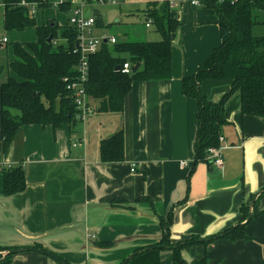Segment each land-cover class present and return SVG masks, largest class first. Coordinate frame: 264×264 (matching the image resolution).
I'll use <instances>...</instances> for the list:
<instances>
[{
	"label": "crops",
	"instance_id": "1",
	"mask_svg": "<svg viewBox=\"0 0 264 264\" xmlns=\"http://www.w3.org/2000/svg\"><path fill=\"white\" fill-rule=\"evenodd\" d=\"M117 1L120 12L109 16L117 17V25L110 33L99 27V33L117 41L129 38L127 25L139 40H159L147 33L154 24L139 26L135 16L145 14L149 2L169 1L172 17L180 22L172 34V75L133 81L122 112L95 111L86 120L78 115L73 130L67 123L23 125L4 153L0 103V165L21 166L26 178L25 190L6 196L0 172V245L29 248L15 254L14 264H64L34 250L36 245L71 264H121L137 249L159 241L160 217L171 213L174 243L245 225L246 239L221 237L183 248L188 264L202 257L208 264H264V196L259 216L246 222L241 210L244 205L251 209L264 191V117L243 115L239 93L233 92L224 109V166L210 160L194 163L197 101L183 93V78L194 74L223 41L214 10L192 0ZM34 15L39 25L52 20L64 25L69 18L49 7L36 8ZM2 18L0 4V31L7 34L0 35V44L4 38V43L37 40L36 30L4 32ZM8 75L7 70L0 75V84ZM200 87L218 103L231 80L205 79ZM89 100L95 109L96 101ZM120 128L123 160L102 162L101 140ZM160 263L173 264L172 250L161 251Z\"/></svg>",
	"mask_w": 264,
	"mask_h": 264
},
{
	"label": "trees",
	"instance_id": "2",
	"mask_svg": "<svg viewBox=\"0 0 264 264\" xmlns=\"http://www.w3.org/2000/svg\"><path fill=\"white\" fill-rule=\"evenodd\" d=\"M25 4H22V2ZM204 8L213 9L219 23L222 43L198 66L195 73L183 78V93L197 101V130L195 161H207L208 150L220 145L219 137L227 123L225 102L233 92H238L242 114L264 117V34L255 36L253 28L264 25V0H199ZM2 30L23 31L34 27L37 40L13 42L14 58L0 66V75L8 71L7 79L0 84L2 153L9 148L19 128L26 124H50L54 128L67 123L75 127L77 118L74 97L67 85L78 77L79 55L73 52L78 32L69 20L60 25L56 20L39 25L31 13V4L37 8L52 7L43 0H2ZM58 9L71 13L69 3ZM256 11L262 13L258 20ZM169 1L149 2L145 7V22L151 20L159 40L118 39L115 44L104 43L99 51L88 58L89 72L85 87L89 97L96 101V112H122L123 100L131 84L136 80L167 79L172 75V34L180 27L179 20L171 15ZM98 27H115L117 23L105 25L100 13H96ZM70 17V16H69ZM118 24H122L119 22ZM124 34V33H123ZM128 34V33H125ZM50 39V41L48 40ZM63 40V42H60ZM56 41V44H54ZM140 63L135 72L124 73L122 67ZM119 66L120 69L116 70ZM205 79H229L230 90L218 103L202 92ZM15 114H14V113ZM102 162H120L124 158V133L120 128L100 142ZM3 189L6 196L22 192L26 188L24 169L12 166L2 171ZM264 190V187H263ZM253 205L252 219L259 216L260 198ZM121 199L116 200L120 202ZM243 218L249 216V206L241 208ZM162 235L156 243L137 249L121 264H161V251L173 252V264H188L182 256L186 246L209 244L217 238L230 240L246 239L245 225L228 229L214 237L191 238L174 243L171 239L172 215L160 217ZM18 246L0 245V264H14ZM34 250L49 253L41 246ZM64 264H71L63 257L49 253ZM190 264H208L206 257Z\"/></svg>",
	"mask_w": 264,
	"mask_h": 264
},
{
	"label": "built area",
	"instance_id": "3",
	"mask_svg": "<svg viewBox=\"0 0 264 264\" xmlns=\"http://www.w3.org/2000/svg\"><path fill=\"white\" fill-rule=\"evenodd\" d=\"M49 3L52 7L58 8L61 4L69 3L72 6V13L68 18L71 25L75 27L78 32L75 47L73 52L79 55V61L77 64L78 77L75 81L67 85V89L70 90L71 95L74 97L75 108L77 114L83 120L95 112V109L90 105L89 95L87 93L85 82L87 80L89 72L88 58L90 55L99 51L104 43L115 44L117 39L113 35H107L105 33H98L99 30L96 25L95 13L91 14L87 12L89 8H96L103 5H116L117 0H43ZM236 2L238 0H231ZM2 0H0V3ZM192 4H199V0H192ZM22 4H25L23 1ZM36 4H31V13L34 15L36 10ZM151 20L145 22L146 26L149 27ZM4 42L7 38L3 39ZM106 41V42H105ZM56 44V41H54ZM132 67L129 63H124L122 71L124 73H130ZM220 145L217 147H211L208 150L207 160H210L214 165L222 168L224 162L221 156V144L224 141V136L219 137ZM75 145V144H74ZM12 167L11 164L0 165V172L4 169ZM134 171V167L131 169Z\"/></svg>",
	"mask_w": 264,
	"mask_h": 264
},
{
	"label": "rangeland",
	"instance_id": "4",
	"mask_svg": "<svg viewBox=\"0 0 264 264\" xmlns=\"http://www.w3.org/2000/svg\"><path fill=\"white\" fill-rule=\"evenodd\" d=\"M49 8H51L52 11L59 13L60 15H63L64 14L65 16L67 15V17L70 16L69 13H67V14L62 13L58 8H54V7H49ZM115 10H117V12H120V8L117 5H103V6H98L96 8H89V9H87V11H89V13H91V14H93V13L96 14L97 12L98 13H101L105 25L108 22H110V21L112 23L116 21V19H117L116 16L109 17L112 14V12L115 11ZM256 14H257L258 20H261L262 19V13L260 11H256ZM38 16H40V15H38ZM135 18H136L135 23L137 25H139V26H140V24H142V23L145 22V14L143 12L137 13V15L135 16ZM96 27L98 29H100L98 27V25H96ZM103 29H104L103 30L104 32L110 33L113 28L112 27H104ZM125 29L127 31H129V39H134L135 38V40H139V39H137V37H135L133 35V27L127 25V26H125ZM25 30L26 31L24 33H26V32L28 33V31H30L32 34L35 31L34 27H29V28H27ZM98 33H99V30L97 31V34ZM147 33H148L149 38H151V36L156 37V39H160L161 38L160 35L158 34V32L157 31L155 32L154 29L153 30L152 29H147ZM253 34L255 36H259V35L261 36V35H263L264 34V25L261 24V23L255 25L254 28H253ZM0 35L1 36L2 35L7 36L6 33H3L1 31H0ZM60 42H63V40H60ZM12 43H13V41H9L8 43H4V42L1 43V44H3V46L5 48L2 47V49H0V64L6 62V60H9L8 58H12V56H13Z\"/></svg>",
	"mask_w": 264,
	"mask_h": 264
},
{
	"label": "water",
	"instance_id": "5",
	"mask_svg": "<svg viewBox=\"0 0 264 264\" xmlns=\"http://www.w3.org/2000/svg\"><path fill=\"white\" fill-rule=\"evenodd\" d=\"M48 40L50 41V39H48ZM105 42H106V41H105ZM0 46H1V44H0ZM139 66H140V63H136L135 65H133L131 71H132V72H135V71L139 68ZM119 69H120V67L117 66V67H116V70H119ZM261 193H262V191L259 192L258 195H260ZM255 200H256V198L253 199V201L251 202V209H252V207H253V205H254V203H255ZM251 209H250L249 216H248L246 222L250 221V219L252 218V210H251ZM28 249H29V248H19V249H17L15 252L18 253V252H22V251H25V250H28ZM37 251H39V250H37ZM47 254H49V253H47ZM49 255H51V254H49ZM51 256L54 257L55 259H57L56 256H54V255H51Z\"/></svg>",
	"mask_w": 264,
	"mask_h": 264
}]
</instances>
